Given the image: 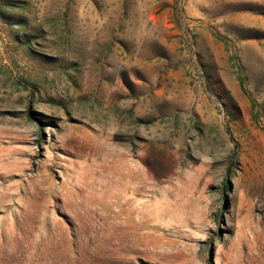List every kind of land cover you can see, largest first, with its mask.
Returning <instances> with one entry per match:
<instances>
[{
	"label": "rangeland",
	"instance_id": "1",
	"mask_svg": "<svg viewBox=\"0 0 264 264\" xmlns=\"http://www.w3.org/2000/svg\"><path fill=\"white\" fill-rule=\"evenodd\" d=\"M0 264H264V0H0Z\"/></svg>",
	"mask_w": 264,
	"mask_h": 264
}]
</instances>
